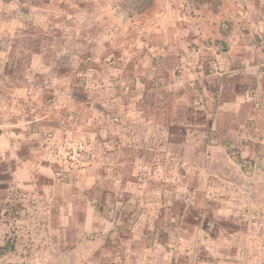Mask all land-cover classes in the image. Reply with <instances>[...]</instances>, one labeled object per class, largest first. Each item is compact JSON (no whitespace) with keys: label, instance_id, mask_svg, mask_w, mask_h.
Returning <instances> with one entry per match:
<instances>
[{"label":"rangeland","instance_id":"rangeland-1","mask_svg":"<svg viewBox=\"0 0 264 264\" xmlns=\"http://www.w3.org/2000/svg\"><path fill=\"white\" fill-rule=\"evenodd\" d=\"M41 1H26L27 9L37 6L25 28L32 31L25 43L27 80L0 95V130L9 146L0 159V264L236 262L238 219L247 239L264 215V162L243 158L233 140L213 141L181 117L170 134L161 132L135 116L131 101L126 105L127 98L158 93L166 110L169 96L195 94L212 74L218 59L200 31L202 0H110L109 6L92 0L101 16L88 21L79 16L77 0ZM14 6L24 28L25 13ZM167 9L180 16H165ZM82 24L81 36L68 32ZM81 59L91 72H73ZM227 59L230 67L219 76L236 78L239 67L233 55ZM124 70L130 76L122 84ZM69 74L88 101L74 102L62 91L73 85ZM223 89L199 96L196 107H217ZM27 151L44 168L19 179L18 157ZM221 156L227 165L217 161ZM99 179L107 199L90 193ZM122 204L130 206L126 214ZM148 209L152 213L143 212ZM127 217L139 218L128 227ZM158 217L175 227L171 237L154 229ZM142 235L147 253L158 259H141Z\"/></svg>","mask_w":264,"mask_h":264},{"label":"crops","instance_id":"crops-1","mask_svg":"<svg viewBox=\"0 0 264 264\" xmlns=\"http://www.w3.org/2000/svg\"><path fill=\"white\" fill-rule=\"evenodd\" d=\"M26 1L39 4L42 3L41 0H0V6H2V8L0 7V95L3 94V89H11L12 87L10 85H13L16 89L23 88L22 85L25 84L24 81L25 79L27 80L28 77L25 76L24 70L26 68V61L31 57H28V48L25 43L26 38L32 31L27 32L25 28L31 20L30 15L27 14L32 7L37 6L33 4V6L27 9ZM109 1L110 0H95L94 3L97 5L108 4L109 6ZM178 1L182 4L193 2V0H175L176 3ZM216 2V6L218 5V7L214 9L212 4ZM16 4L20 10V12L19 10L18 12L25 13V18L23 19L25 22H23L24 28H22L23 24L18 22L17 18L14 17V11L16 10L14 5ZM200 4L201 7L197 10L201 14L199 20L202 23L201 27L203 30L200 31L204 38L208 39L207 44L210 45L211 50L217 54L218 59L216 68L209 70L212 74L200 83L195 94L185 97L182 96L180 98L177 97L175 99L173 95L169 96L168 102L171 106H168L166 110H163L162 107L165 105L167 99L162 100L158 93H152L150 95L144 93L142 97L138 98L136 101H133L132 98H127L126 105L131 101L132 103L129 105L134 104L136 107V109H134L135 116L146 118V120H148L147 123H152V127H158L161 132L170 134L171 130H175V125L176 127L178 126V117H181V119L184 118L188 123L201 129L202 132L205 131L211 134L213 141L216 139L233 140L236 147L240 149L239 151L243 158L249 159L250 157V159H258V162L262 163L264 162V0H202ZM76 6L80 10L78 14L81 19L85 21L89 19L94 20L93 16L98 20L100 19L101 14H97L93 11L92 0H77ZM220 8H222L223 11H220ZM105 12H109V7L106 8ZM166 12L168 13L165 16L175 14L177 17L180 16L178 10L173 11L172 9H167ZM49 17H51L52 20L56 18L55 15L51 14ZM55 21L56 20L53 21V24ZM82 26L83 24L79 27L69 29L68 32L73 35L81 36L82 33H84V28H82ZM43 31V36H47L48 34L45 33V30ZM58 43H62V41ZM41 51L39 53L36 52V56H39ZM228 54L233 55L234 60L232 61L236 62V66L239 67V69L241 67L246 68L239 76L237 75L236 78L228 74L223 78L219 76L230 67V61L227 59ZM86 62L87 60L81 59L80 63L72 69L73 72L82 68L85 71L91 72L93 67L85 66L84 63ZM69 75L72 82L73 80L75 81V76ZM126 76H130V74L124 70L121 74L120 83L123 84L126 82ZM75 85H77V83L73 82L72 87L69 89V93L64 89L62 91L74 102L88 101L90 98L87 96L82 97V95L77 92L76 88H74ZM221 85H223L224 89L223 96L218 102L220 105L213 107L208 104L206 110H200L196 107V100L199 96H216V91H218ZM253 92H257L258 94L254 95ZM258 96L260 98H258ZM170 97L173 98L170 99ZM254 101H256V103ZM117 106L119 107V103H117ZM128 107L130 106L125 107L126 112H124V116L126 113H129ZM106 116L109 117L111 115L106 113ZM118 116L114 117V120L117 121L118 118L119 120L123 118V114L121 117ZM161 123H163L164 126L160 128L159 126H161ZM176 130L185 131L184 129L177 128ZM7 137V134L0 130V159L3 152L7 151V147H9L6 140ZM150 148L154 150L153 148L155 147L151 146ZM27 153L28 151L26 152V157H18L23 163L16 173L19 179L23 177L29 179L33 176L31 171L36 172L44 168V166L41 165L42 162L30 161L29 158H27ZM221 157L222 158L217 157V161L222 160V162L227 165L224 156ZM15 164L20 165V162H16ZM236 177H239L238 172H236ZM238 181L240 182L239 178L236 181V188L241 191L243 185H240L241 183H238ZM99 192L107 199L109 193L106 188L100 189V179L93 189L90 190V193L94 195ZM123 206L122 204V207ZM129 208L130 206L128 205L124 206L123 210H121L122 214H126ZM257 209L258 208H256V210ZM237 211H239V209ZM258 211L260 210L258 209ZM143 212L150 214L152 210H143ZM136 215L137 214H134L132 217ZM138 218L132 221L127 217L126 221L128 222L125 223H127L129 227L134 224ZM164 218L165 217H161V220L158 217L153 227L154 229L157 227V231L163 234L165 238L166 236L171 237L173 229L175 231V227L173 226V229L170 225L167 227L169 221ZM243 221L244 220L241 221L238 219L237 223L241 224V228L236 227V241L234 242L236 244V262L227 263L264 264V215L260 218L259 222H254V233L247 239L244 238ZM143 239L144 236L142 235L141 240L138 242L142 252L141 259H158L159 254L151 256L150 253H147V246H144L145 242H142ZM136 248H138V246Z\"/></svg>","mask_w":264,"mask_h":264},{"label":"built area","instance_id":"built-area-1","mask_svg":"<svg viewBox=\"0 0 264 264\" xmlns=\"http://www.w3.org/2000/svg\"><path fill=\"white\" fill-rule=\"evenodd\" d=\"M243 70H244L243 68H240V69L238 70V73H239V74L242 73Z\"/></svg>","mask_w":264,"mask_h":264}]
</instances>
